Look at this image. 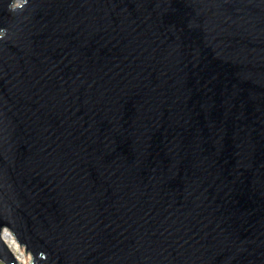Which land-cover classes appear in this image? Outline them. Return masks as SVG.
<instances>
[{
	"label": "water",
	"instance_id": "95a60500",
	"mask_svg": "<svg viewBox=\"0 0 264 264\" xmlns=\"http://www.w3.org/2000/svg\"><path fill=\"white\" fill-rule=\"evenodd\" d=\"M6 229L31 264H264V0H0L18 264Z\"/></svg>",
	"mask_w": 264,
	"mask_h": 264
},
{
	"label": "bare ground",
	"instance_id": "6f19581e",
	"mask_svg": "<svg viewBox=\"0 0 264 264\" xmlns=\"http://www.w3.org/2000/svg\"><path fill=\"white\" fill-rule=\"evenodd\" d=\"M1 240L3 241V243L7 246V248L13 253V255L15 256V261L18 264H31V254L30 253H25V254H29L25 256V259L20 258L19 256H17L16 254H14V250L19 249L20 248V252L23 254L25 252L24 248L21 246H18V243L15 239V237L13 235H11V233L6 229L3 230V232L1 233ZM8 240H10V242H12V245L8 242ZM15 247V248H14Z\"/></svg>",
	"mask_w": 264,
	"mask_h": 264
},
{
	"label": "rangeland",
	"instance_id": "374dc122",
	"mask_svg": "<svg viewBox=\"0 0 264 264\" xmlns=\"http://www.w3.org/2000/svg\"><path fill=\"white\" fill-rule=\"evenodd\" d=\"M18 4V3H17ZM8 242L12 245V242H10V240H8ZM15 248V247H14ZM11 250V249H10ZM21 250H20V248L19 249H16L15 248V250H14V254H16L17 256H19L20 258H22V259H25V256L26 255H29V254H25L26 252H24L23 254L20 252ZM27 257V256H26ZM30 259H31V257H30ZM0 264H4L2 261H0Z\"/></svg>",
	"mask_w": 264,
	"mask_h": 264
}]
</instances>
